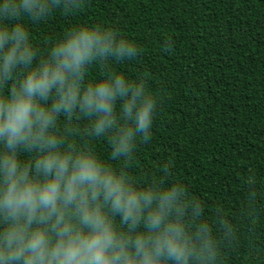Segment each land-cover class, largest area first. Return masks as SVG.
I'll return each instance as SVG.
<instances>
[{
    "label": "clouds",
    "instance_id": "9594fccd",
    "mask_svg": "<svg viewBox=\"0 0 264 264\" xmlns=\"http://www.w3.org/2000/svg\"><path fill=\"white\" fill-rule=\"evenodd\" d=\"M86 5L0 0V264H219L203 205L172 168L129 174L160 112L149 82L119 70L138 43L98 23L35 42V27Z\"/></svg>",
    "mask_w": 264,
    "mask_h": 264
},
{
    "label": "trees",
    "instance_id": "16d2710c",
    "mask_svg": "<svg viewBox=\"0 0 264 264\" xmlns=\"http://www.w3.org/2000/svg\"><path fill=\"white\" fill-rule=\"evenodd\" d=\"M84 23L138 43L141 57L119 70L145 78L160 101L129 174L171 167L203 205L219 264H264V0H87L80 15L54 14L32 34L43 46ZM92 146L106 157L104 142Z\"/></svg>",
    "mask_w": 264,
    "mask_h": 264
}]
</instances>
